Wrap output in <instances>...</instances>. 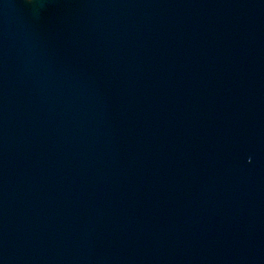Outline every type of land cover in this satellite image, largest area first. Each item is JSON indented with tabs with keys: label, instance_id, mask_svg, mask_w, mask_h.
<instances>
[{
	"label": "water",
	"instance_id": "1",
	"mask_svg": "<svg viewBox=\"0 0 264 264\" xmlns=\"http://www.w3.org/2000/svg\"><path fill=\"white\" fill-rule=\"evenodd\" d=\"M0 264H264V0H0Z\"/></svg>",
	"mask_w": 264,
	"mask_h": 264
}]
</instances>
